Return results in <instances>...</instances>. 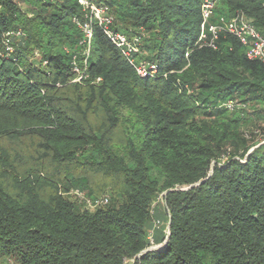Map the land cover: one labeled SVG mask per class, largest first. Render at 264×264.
Masks as SVG:
<instances>
[{"label": "trees", "instance_id": "1", "mask_svg": "<svg viewBox=\"0 0 264 264\" xmlns=\"http://www.w3.org/2000/svg\"><path fill=\"white\" fill-rule=\"evenodd\" d=\"M96 1L169 76L140 77L95 26L72 82L88 9L0 0V264H264V63L209 45L236 10L264 35L263 0H218L202 40L203 0Z\"/></svg>", "mask_w": 264, "mask_h": 264}, {"label": "built area", "instance_id": "2", "mask_svg": "<svg viewBox=\"0 0 264 264\" xmlns=\"http://www.w3.org/2000/svg\"><path fill=\"white\" fill-rule=\"evenodd\" d=\"M217 1L218 0H203V21L201 24L200 40L206 37V24L213 17ZM79 2L83 4L88 11L85 14V20L78 16L73 17L74 23L80 28L83 34V38L79 41V44L83 46V51L80 53L83 57V66L78 63V54L72 55V71L76 74V78L73 79L72 82L81 83L91 78L88 70V58L91 55L93 47L95 26L103 30L110 42L120 50L140 77L153 79L158 76L157 73H160L158 65L142 57L141 44L143 34L129 35L114 31L112 25L115 18L110 6L105 2H97L96 0H79ZM209 30L213 35L209 43L212 47H214V40L218 38L220 33L230 34L240 41L249 59H258L264 63V35L255 28L253 22L248 19L244 13L238 12L229 20H222L219 23L211 24ZM13 33L17 35L21 34L20 31L7 33L5 37V49L7 53H13L14 51L13 46L10 44V35ZM66 51L70 52L71 50L67 49ZM101 81V76L93 80L95 83ZM225 105L232 108L234 102L228 101ZM108 200V197H103L97 200L95 205L106 204ZM87 201L93 206L91 201Z\"/></svg>", "mask_w": 264, "mask_h": 264}, {"label": "rangeland", "instance_id": "3", "mask_svg": "<svg viewBox=\"0 0 264 264\" xmlns=\"http://www.w3.org/2000/svg\"><path fill=\"white\" fill-rule=\"evenodd\" d=\"M218 2V1H217ZM217 2H216V5H217ZM263 3H264V0H263ZM216 5H215V7H216ZM238 12H242V13H244L243 11H241V10H236L234 13L236 14V13H238ZM234 14V15H235ZM32 15V14H31ZM233 15V16H234ZM244 15L248 18V19H251L250 17H248L245 13H244ZM232 16V17H233ZM213 18H215V16H213ZM224 19V21H226V20H229V19H231V17H225V18H223ZM143 31V30H142ZM6 35H7V33L4 35V36H2L3 38H2V40L4 41L5 39V37H6ZM2 41V42H3ZM4 43V42H3ZM186 55H188V53L186 54ZM35 59H38L39 57H38V54L36 53V54H34V56H33ZM147 59V58H146ZM189 67V65H186L185 66V68L184 69H187ZM183 69V70H184ZM183 70L182 71H180V72H183ZM158 74V76L157 77H163V79H166V78H168V76H169V73H157ZM156 74V75H157ZM156 77V78H157ZM153 79H155V78H153ZM74 82V81H73ZM212 171V170H211ZM108 195V193H102V194H100V195H102V196H104V195ZM159 202L161 203V205H163L164 204V200H162L161 198L159 199ZM158 219V218H157ZM160 220H161V218H159V220H155V226H158V225H161V224H164L163 223V220H161V222H160ZM164 222H166V220L164 221ZM161 227V226H160ZM158 232V231H157ZM152 233V232H151ZM153 234V233H152ZM152 234L150 235V241H151V246L153 247H157L158 245H160V244H154L153 243V240H152ZM134 262H135V260L134 259H127L126 261H125V264H134Z\"/></svg>", "mask_w": 264, "mask_h": 264}, {"label": "water", "instance_id": "4", "mask_svg": "<svg viewBox=\"0 0 264 264\" xmlns=\"http://www.w3.org/2000/svg\"><path fill=\"white\" fill-rule=\"evenodd\" d=\"M252 150H253V149H252ZM212 173H213V169H212L210 175H211ZM204 181H205V179H203V180H201V181H199V182H197V183H193V184H190V185H188V186H185L183 189H191V188L196 187V186H198L199 184L203 183ZM170 227H171V217H170L169 222H168V231H167V235H166V238H165L164 242L161 243L160 245H158L157 247H154V246L152 247V246H150L149 248H147V249L141 251L136 257H140L141 255H143V254H145V253H147V252H150V251L156 250V249H163V248L167 245V243L169 242V239H170V235H171V233H170Z\"/></svg>", "mask_w": 264, "mask_h": 264}]
</instances>
